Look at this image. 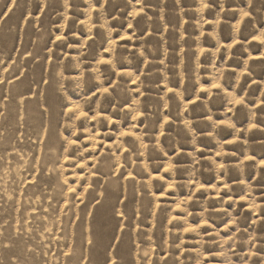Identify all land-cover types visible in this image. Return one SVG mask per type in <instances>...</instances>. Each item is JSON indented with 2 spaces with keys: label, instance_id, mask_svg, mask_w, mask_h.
<instances>
[{
  "label": "rangeland",
  "instance_id": "1",
  "mask_svg": "<svg viewBox=\"0 0 264 264\" xmlns=\"http://www.w3.org/2000/svg\"><path fill=\"white\" fill-rule=\"evenodd\" d=\"M262 161L264 0H0V264H264Z\"/></svg>",
  "mask_w": 264,
  "mask_h": 264
},
{
  "label": "snow or ice",
  "instance_id": "2",
  "mask_svg": "<svg viewBox=\"0 0 264 264\" xmlns=\"http://www.w3.org/2000/svg\"><path fill=\"white\" fill-rule=\"evenodd\" d=\"M244 15L246 16V15H248V14L245 13ZM129 27H131V25H129ZM60 39H62V37H57V40H60ZM215 87H218V85H215ZM105 91H107V89H105ZM237 103H241V101L238 100ZM69 111H72V109H69ZM84 115H86V113H83V112H82V113H81V116H84ZM253 127H254V125H253ZM75 143H76L75 140L70 141V146H71V145H74ZM261 163L264 164V161H262ZM189 230H190V229H185V231H189Z\"/></svg>",
  "mask_w": 264,
  "mask_h": 264
}]
</instances>
